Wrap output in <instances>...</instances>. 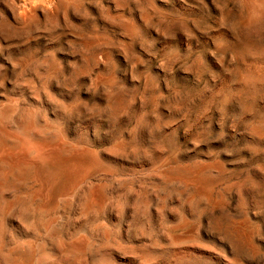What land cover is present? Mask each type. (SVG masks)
Returning <instances> with one entry per match:
<instances>
[{
	"label": "rangeland",
	"instance_id": "obj_1",
	"mask_svg": "<svg viewBox=\"0 0 264 264\" xmlns=\"http://www.w3.org/2000/svg\"><path fill=\"white\" fill-rule=\"evenodd\" d=\"M8 1L0 132L30 119L26 142L87 158L3 215L0 254L62 264L56 244L82 241L72 264H264V0Z\"/></svg>",
	"mask_w": 264,
	"mask_h": 264
},
{
	"label": "bare ground",
	"instance_id": "obj_2",
	"mask_svg": "<svg viewBox=\"0 0 264 264\" xmlns=\"http://www.w3.org/2000/svg\"><path fill=\"white\" fill-rule=\"evenodd\" d=\"M10 1V0H9ZM8 1V2H9ZM21 1V0H20ZM33 3L40 1V0H31ZM49 2L51 0H48ZM55 1V0H54ZM12 4L14 5L13 3V0H11ZM25 2V0H24ZM48 2V4H49ZM16 3V2H15ZM26 3V2H25ZM29 3V2H28ZM21 4V3H20ZM51 4V3H50ZM49 4V5H50ZM30 5V4H29ZM45 5V4H44ZM54 5V4H53ZM9 6V5H8ZM34 6V4L32 5ZM19 7H21V5H19ZM43 7V6H42ZM14 8V7H13ZM30 8V7H29ZM41 8V7H40ZM20 9V8H19ZM39 9V8H38ZM37 9V10H38ZM44 9V8H43ZM16 10V9H15ZM31 11H33V9H31ZM36 11V10H35ZM15 12V11H14ZM26 12V11H25ZM19 14V13H18ZM31 14V13H30ZM23 14L20 15V17L22 16ZM25 15V14H24ZM23 15V16H24ZM28 17H30L28 14H27ZM19 17V18H20ZM24 18L23 20H25V16L22 17ZM109 19V18H108ZM18 20V19H17ZM2 22V20H1ZM114 22V21H113ZM111 23V22H110ZM117 23V22H116ZM1 24V23H0ZM23 24H24V21H23ZM47 24V23H45ZM3 25V24H2ZM51 26H52V23H51ZM50 26V27H51ZM57 26V25H56ZM63 26V25H62ZM61 26V27H62ZM2 27V26H1ZM4 29V27H2ZM53 28V26H52ZM51 28V29H52ZM55 29V28H54ZM129 29V28H128ZM18 30V29H17ZM2 31V29L0 30ZM7 31V29H6ZM1 34V33H0ZM4 33H2L3 35ZM11 34V33H10ZM1 35V36H2ZM51 35V34H50ZM5 36V35H4ZM6 38V37H5ZM250 44V43H249ZM248 44V47L250 48ZM252 46V45H251ZM251 50V49H250ZM82 55V54H81ZM83 57V56H82ZM86 64V63H85ZM85 67V66H84ZM79 70V69H78ZM81 71V70H80ZM15 72V71H14ZM73 72V71H72ZM89 74V73H88ZM73 75V74H72ZM48 78V77H47ZM93 79V78H92ZM74 82V81H73ZM93 85V84H92ZM38 89V88H37ZM40 95V94H39ZM119 96V95H118ZM117 96V97H118ZM116 97V96H115ZM121 101V100H119ZM10 101H8L7 105L6 103H1V108L2 106L4 107L5 105V108L1 109L0 108V115L2 114V118L3 116L5 115L6 117L9 116V114H4L6 112L5 109H7V106L9 104ZM108 102V101H107ZM12 103V101L10 102ZM5 104V105H3ZM14 104V103H13ZM12 104V105H13ZM11 105V106H12ZM18 105V104H17ZM68 105V103H67ZM10 106V105H9ZM68 107V106H67ZM76 107V106H75ZM10 108V107H9ZM8 108V110H9ZM12 111L14 108H11ZM65 109V108H64ZM7 110V111H8ZM73 110V108H72ZM77 110V109H76ZM121 110V109H120ZM22 111V110H21ZM24 111V110H23ZM67 111V110H65ZM20 112V111H18ZM29 112V110H28ZM13 113V112H11ZM21 113V112H20ZM27 113V112H26ZM31 113V112H30ZM29 113V114H30ZM4 114V115H3ZM22 114V113H21ZM33 114V113H31ZM74 114V113H73ZM8 115V116H7ZM68 115V114H67ZM76 115V114H75ZM74 115V116H75ZM23 116L25 117L26 115H22V118ZM27 116H28V113H27ZM70 116L71 113H70ZM4 117V118H6ZM21 117V115H20ZM29 117H32V116H29ZM16 118V117H15ZM34 118V117H33ZM21 119V118H20ZM30 121V119H28ZM27 119H25L23 121L22 124L18 125L16 124V133H7V130L6 132H0V196L1 197V201H0V221L6 217L7 218V215L5 216V213L8 212V210L10 209H17V210H22L23 212H20L18 211V214L19 212L21 213L20 215L24 216L25 217V213H26V209L27 207H29V205H27V207H25V205L27 203H29V201H32L34 199H37L41 198L44 199L45 201L48 200V199H52V197L54 196V193L56 190H58L59 188H62V187H65L64 184V181H68L69 177L73 174V172H75L76 170H78L79 168L81 169V166H83V156L84 158H87L85 157V155H79L77 153H74V152H69L68 154H61L58 150V148L56 146H51V147H48L46 148L45 145H43V143L41 142H38V141H32V142H26V140L22 139L20 134L22 136H24V134L28 133L30 130L27 131V128L29 126V121ZM1 122V120H0ZM32 122V121H31ZM3 122H1L0 124H2ZM34 123V122H33ZM35 124V123H34ZM3 126V125H2ZM1 126V127H2ZM31 126V125H30ZM33 126V125H32ZM4 127V126H3ZM31 127H29L30 129ZM1 129V128H0ZM3 129V128H2ZM1 129V130H2ZM6 128L4 127L3 130H5ZM33 129V128H32ZM40 129V128H39ZM0 130V131H1ZM9 130V129H8ZM31 131H34V130H31ZM36 131V130H35ZM33 134V133H32ZM41 134V133H40ZM35 135V134H34ZM34 135L32 136V138L34 137ZM42 136V135H41ZM25 137V136H24ZM28 137V136H26ZM43 137V136H42ZM28 138H31L28 137ZM31 138V139H32ZM44 138V137H43ZM39 139V138H38ZM61 139V138H60ZM59 139V140H60ZM64 139V138H62ZM28 141V140H27ZM40 141V140H39ZM58 141V140H57ZM66 141V140H65ZM64 141V142H65ZM49 142V141H48ZM54 142V141H53ZM62 144H63V141L61 140ZM60 143V142H59ZM57 144V145H60V144ZM70 143V142H69ZM72 143V142H71ZM65 145H68V144H65ZM73 145V144H72ZM70 144L69 146V149L71 148L72 146ZM59 147V146H58ZM64 147V146H63ZM76 147V146H75ZM67 149V148H66ZM72 149L74 150L75 148H73L72 146ZM72 150V151H73ZM76 150V149H75ZM83 151V149L81 150V152ZM86 152V151H85ZM93 151H91L90 153V150L89 152H86L85 154L86 155H89V154H92ZM83 153V152H82ZM81 153V154H82ZM88 153V154H87ZM84 154V153H83ZM94 154V152H93ZM92 156V155H91ZM90 156V157H91ZM97 158V156L95 155L93 157V160L91 159L92 163L94 162V158ZM92 158V157H91ZM95 158V159H96ZM88 161V160H87ZM89 161H90V158H89ZM96 162H98V160L96 159L95 160ZM95 162V163H96ZM87 163V162H86ZM95 163L93 165H95ZM98 164V163H97ZM90 164H88L89 166ZM92 165V164H91ZM91 167V166H90ZM89 167V169H90ZM88 169V167H87ZM198 169V168H197ZM83 170V169H82ZM177 170V169H176ZM84 171V170H83ZM88 171V170H87ZM193 171V170H192ZM81 173V171H79ZM180 172V171H179ZM79 173V174H80ZM83 175L85 174V171L82 172ZM191 173V171H190ZM193 173V172H192ZM77 174V173H76ZM87 174V173H86ZM82 174H80L81 176ZM82 175V176H83ZM169 175V174H168ZM173 175V174H172ZM171 175V176H172ZM79 176V178H80ZM85 178V176H83ZM165 176H163L164 178ZM168 177V176H167ZM166 177V178H167ZM176 177H177V174H176ZM165 178V179H166ZM171 178V177H170ZM174 177L171 178V181H173ZM200 178V177H199ZM73 179V178H72ZM194 179V178H193ZM192 179V180H193ZM207 179V178H205ZM71 180V179H70ZM167 180V179H166ZM191 180V181H192ZM196 180V179H194ZM209 180V179H208ZM207 182H211V181H208ZM170 181V180H169ZM179 181V180H178ZM200 181V180H199ZM194 181L191 182V184H193ZM198 182V181H197ZM71 183V182H69ZM76 184V183H74ZM180 184V183H179ZM187 184V183H186ZM97 185V184H96ZM185 185V184H184ZM197 185V184H195ZM92 186V185H90ZM89 186V187H90ZM95 186V185H94ZM93 186V187H94ZM98 186V185H97ZM202 186V185H201ZM35 187V189L33 188ZM70 187V186H69ZM88 187V188H89ZM92 187V188H93ZM100 186H98V189H99ZM172 187V186H171ZM87 188V189H88ZM92 188L90 189V192L92 190ZM96 188V187H94ZM197 188V187H196ZM201 188V187H200ZM204 188V187H203ZM28 192H25L26 190ZM34 189V190H32ZM70 189V188H69ZM98 189H96V191L98 192ZM202 189V188H201ZM206 189V188H205ZM204 189V190H205ZM23 190H25L23 192ZM67 190V188H66ZM74 190V186H73V189L71 191ZM102 190V189H101ZM183 190V189H182ZM197 190V189H196ZM200 190V189H199ZM87 191V190H86ZM95 191V190H94ZM94 191L92 193H94ZM95 191V192H96ZM70 192V191H69ZM88 192V191H87ZM64 193V192H63ZM68 193V192H67ZM71 193V192H70ZM89 194L88 197H85L84 199V202H83V206H84V210H88L90 205H91V202L93 200V198H96L94 197L95 195L94 194ZM100 193V192H99ZM199 193V192H198ZM3 194H9V198L10 200H7L6 199H3ZM57 194V193H56ZM86 194V193H85ZM98 194V193H97ZM204 195H206L205 193H203ZM68 195V194H67ZM202 195V193H201ZM203 195V196H204ZM81 197V195H80ZM84 196L82 195V198ZM101 197V196H100ZM197 197V196H196ZM7 198V197H6ZM71 198V197H70ZM204 198H206L204 196ZM59 199V197H58ZM83 200V199H82ZM201 200V199H200ZM101 201V200H100ZM40 202V201H39ZM56 202V200H55ZM99 202V200H98ZM98 202L96 204H98ZM54 203V201H53ZM58 203V202H57ZM95 204V202H93ZM100 203V202H99ZM35 204V203H34ZM55 204V203H54ZM96 204L94 205V209H98V207L96 208ZM101 204V203H100ZM36 205H37V201H36ZM81 205V204H80ZM99 205V204H98ZM103 205V204H102ZM53 206V204H52ZM37 207V206H36ZM45 207V206H44ZM93 207V205H92ZM101 207V206H100ZM33 207H31L32 209ZM43 208V207H42ZM41 208V209H42ZM81 208V207H80ZM79 208V209H80ZM83 208V207H82ZM81 208V209H82ZM35 209V208H34ZM40 209V207H39ZM38 209V211H40ZM11 210V211H13ZM16 210V212H17ZM24 210H25V213H24ZM29 210V209H27ZM46 210V208H45ZM50 210V208H49ZM32 212V210H30ZM34 211V210H33ZM44 211V210H42ZM41 211V212H42ZM80 211V210H79ZM15 212V211H14ZM94 212V211H93ZM93 212H91V214H93ZM30 213V212H29ZM34 213V212H32ZM43 213V212H42ZM87 213V212H86ZM8 214H11V213H8ZM24 214V215H23ZM28 214V213H27ZM38 214V213H37ZM45 214V212H44ZM51 214V213H50ZM89 214V213H88ZM34 216V215H33ZM41 216V214H40ZM87 215H85L86 217ZM9 218V217H8ZM19 218V217H18ZM17 218V219H18ZM23 219V217H20ZM6 221V220H5ZM4 221V222H5ZM1 223H3L1 221ZM0 223L1 227L3 226L2 224ZM7 223V222H6ZM5 224V223H3ZM24 224V223H23ZM49 225V224H48ZM47 225V226H48ZM27 227V226H26ZM49 227V226H48ZM3 228V227H2ZM1 228V229H2ZM4 229V228H3ZM46 229V228H45ZM5 230V229H4ZM2 233H3V230H1ZM46 232V231H45ZM47 233V232H46ZM48 234V233H47ZM46 234V235H47ZM60 236V235H59ZM5 237V236H4ZM61 237V236H60ZM59 237V238H60ZM52 238V237H50ZM82 238V236H81ZM88 238H86L87 240ZM37 240V239H36ZM63 240V239H62ZM74 240V239H73ZM85 240V239H84ZM52 241V240H51ZM58 242H61V241H58ZM64 242V241H63ZM85 242V241H84ZM88 242V240H87ZM0 243H1V240H0ZM23 243V242H22ZM34 245H35V241L33 242ZM80 243V242H79ZM78 242H72L70 241V243H67V244H64V243H57L56 244V247L57 249H59L60 251L64 252L65 255L68 257L64 262L62 261V259L60 260V262L62 261L63 263L62 264H72L73 262H76L78 259L77 257L79 256V253L81 251V246L83 245H80L82 243L79 244ZM24 244V243H23ZM20 243V245L18 244V246L21 247V245H23ZM53 244V243H52ZM86 244V243H85ZM25 245V244H24ZM87 246V245H86ZM1 247H2V244H1ZM19 247V248H20ZM83 247V246H82ZM10 248V247H9ZM31 248H35V246L33 247V244L31 246H24V250L21 251V249H23V247H21L20 249V252L17 253V255H12V253H7V252H2L3 254H0V264H30V259H31ZM4 249V248H3ZM18 249V248H17ZM83 249V248H82ZM34 250V249H33ZM55 250V249H54ZM1 251V250H0ZM8 251V250H7ZM13 251V250H12ZM16 251V250H15ZM37 251V250H36ZM35 252V251H33ZM40 252V251H39ZM57 252V251H56ZM86 253V250L83 251ZM7 253V254H6ZM59 253V252H58ZM82 254V252L80 253ZM60 255V254H59ZM35 257V256H34ZM33 257V258H34ZM80 258H82L80 256ZM35 259V258H34ZM39 259V258H38ZM57 260V259H56ZM81 260V259H80ZM32 261H35V260H32ZM59 262V263H60ZM78 262H81V261H78ZM77 262V263H78ZM83 264V261L81 262ZM108 263V262H107ZM36 264V263H35Z\"/></svg>",
	"mask_w": 264,
	"mask_h": 264
}]
</instances>
